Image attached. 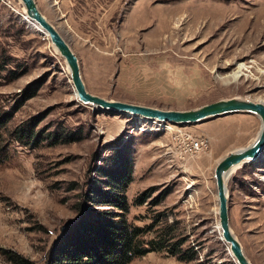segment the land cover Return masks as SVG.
<instances>
[{
    "label": "rangeland",
    "instance_id": "obj_1",
    "mask_svg": "<svg viewBox=\"0 0 264 264\" xmlns=\"http://www.w3.org/2000/svg\"><path fill=\"white\" fill-rule=\"evenodd\" d=\"M35 2L75 53L90 93L163 108L236 94L264 101V0ZM22 10L20 0H0V105L13 110L7 128L32 118L40 139L23 145L3 133L0 264H15L9 251L43 264L77 205H103L87 193L117 148L131 161L126 218L153 225L144 238L168 225V241L195 253L181 259L152 249L127 264H236L220 238L212 171L255 136L258 116L175 124L93 108L76 99L63 58ZM182 131L206 147L181 152ZM226 192L232 233L252 264H264V152L234 169Z\"/></svg>",
    "mask_w": 264,
    "mask_h": 264
},
{
    "label": "trees",
    "instance_id": "obj_2",
    "mask_svg": "<svg viewBox=\"0 0 264 264\" xmlns=\"http://www.w3.org/2000/svg\"><path fill=\"white\" fill-rule=\"evenodd\" d=\"M0 62L6 63V59ZM2 66L0 63V68ZM12 112L0 105V164L8 156V142L3 139V133L23 145L40 139L32 118L7 128ZM58 132L60 136L66 135V132ZM54 136L52 133L49 138ZM109 156L106 165L97 169L100 186L93 185L87 193L89 200L103 205H77V216L63 225L43 264H127L133 257L152 249H165L181 259L193 258V251L180 247L181 239L168 241V225L166 230L144 238L145 232L155 230L153 225L140 226L126 218L128 203L124 190L131 178V161L119 148ZM143 199L144 194L134 198L137 203ZM8 257L15 264L29 263L15 252L9 251Z\"/></svg>",
    "mask_w": 264,
    "mask_h": 264
},
{
    "label": "water",
    "instance_id": "obj_3",
    "mask_svg": "<svg viewBox=\"0 0 264 264\" xmlns=\"http://www.w3.org/2000/svg\"><path fill=\"white\" fill-rule=\"evenodd\" d=\"M22 16L35 21L45 33L51 45L63 58L77 100L91 107L110 113L141 116L159 122L186 124L202 121L231 112H247L258 116L260 124L255 136L246 144L236 146L224 153L214 164L212 176L217 203V222L220 238L226 243L236 264H252L245 256L240 242L232 233L227 214L226 174L245 162L252 161L264 152V101L249 95H229L188 108H163L154 105L124 101L88 92L82 81L78 60L67 41L57 28L38 9L35 0H20ZM26 15V17L24 16Z\"/></svg>",
    "mask_w": 264,
    "mask_h": 264
},
{
    "label": "built area",
    "instance_id": "obj_4",
    "mask_svg": "<svg viewBox=\"0 0 264 264\" xmlns=\"http://www.w3.org/2000/svg\"><path fill=\"white\" fill-rule=\"evenodd\" d=\"M179 131V130H178ZM179 137V147L181 152L193 153L206 147V140L202 137H193L189 132L182 131L181 134H175V137Z\"/></svg>",
    "mask_w": 264,
    "mask_h": 264
},
{
    "label": "bare ground",
    "instance_id": "obj_5",
    "mask_svg": "<svg viewBox=\"0 0 264 264\" xmlns=\"http://www.w3.org/2000/svg\"><path fill=\"white\" fill-rule=\"evenodd\" d=\"M25 17H26V15H24ZM28 23H29V25H31L35 30H37V31H39V32H41L42 31V29L40 28V26L35 22V21H33V20H31V19H28V17H26V19H25ZM41 30V31H40ZM44 35H45V33H43ZM46 36V35H45ZM54 48V47H53ZM54 50L57 52V50L54 48ZM58 53V52H57ZM138 118H142L143 120H149V119H146V118H143V117H141V116H137ZM151 121H155V122H157L156 120H151ZM234 171V167H232L229 171H228V173L226 174V176H225V178L227 179V177L232 173ZM220 230V229H219Z\"/></svg>",
    "mask_w": 264,
    "mask_h": 264
}]
</instances>
